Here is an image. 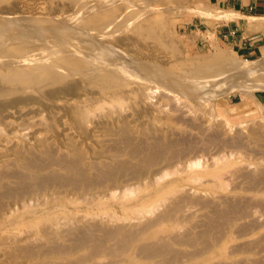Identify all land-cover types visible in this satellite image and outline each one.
Segmentation results:
<instances>
[{"label":"bare ground","instance_id":"1","mask_svg":"<svg viewBox=\"0 0 264 264\" xmlns=\"http://www.w3.org/2000/svg\"><path fill=\"white\" fill-rule=\"evenodd\" d=\"M157 1L71 0L60 3V11L67 14L66 19L69 16L71 23L64 18V23L59 19L61 23L46 26L41 18L25 27L28 23L23 21L24 16L17 15L0 24V133L5 128L16 131V120L21 127L36 126L43 133L51 130L54 141L43 139L38 148L26 142L15 146V158L0 167V210L30 192L118 189L125 197L147 178H152L153 184L161 183L172 173L171 164L193 150L195 141L164 131L150 121L137 128V119L132 120L129 110V114L124 113L129 101H145L156 93L155 87L174 93L177 86L181 97L196 103L242 90V107L248 108L254 102L264 108L254 93L264 90V49L261 58L249 60L236 51L217 47L212 54L195 56L185 65L166 64L151 51V55L142 54L141 47L132 40L164 23L165 16L155 13L153 5ZM17 3L0 0V16L18 13ZM194 10L198 14L207 12ZM241 16L232 9L219 13L221 20ZM261 17H251L250 27L264 29ZM127 30L134 33H124ZM138 106L134 117L150 116L149 108ZM260 116L264 119V111ZM209 136L217 143L223 135L214 132ZM241 141L237 137L235 144ZM225 144L229 146L230 142ZM186 163L192 169L201 166L200 159ZM220 174L216 168L195 172L193 178H221ZM243 176L251 180L254 192L264 185V171ZM157 194H161L160 189ZM155 201L141 199L136 212L108 217L116 223L75 218L67 230L48 231L44 242L10 250L7 264H97L96 259L104 257L110 259L103 264H179L183 257L199 259L205 254L207 259L195 264H264V234L233 248L229 254L242 255L238 258H213L220 242L234 236L246 237L264 226L255 217V213L264 216L262 200L240 195L209 199L181 194L160 213L150 207ZM188 201L201 204L206 213L184 228L186 220L181 216ZM173 219L179 224L167 225L166 221Z\"/></svg>","mask_w":264,"mask_h":264},{"label":"rangeland","instance_id":"2","mask_svg":"<svg viewBox=\"0 0 264 264\" xmlns=\"http://www.w3.org/2000/svg\"><path fill=\"white\" fill-rule=\"evenodd\" d=\"M118 1V3H124L127 0ZM165 1L160 0L153 5L156 14L165 16L164 23L158 27L146 29L143 34L133 37L132 42L141 47L142 54L151 55L154 52L153 55L160 57L162 60L159 59L162 62L165 63L166 61V64L171 63L173 65L174 63L177 65L191 63L195 56L210 55L217 47L231 52L236 51L238 56L249 60H257L263 56L264 29H253L250 27V22L251 17L254 16L257 18L262 16L263 19L264 13L251 10L249 6H246L251 0H239L245 5L240 12L242 16L230 20L235 19L239 23L240 35L244 34L257 39L256 44L260 46L261 52L254 56L243 55L242 49H239L238 45H234L231 39H226L217 32L223 21H230L221 20L219 17V13L221 14L226 9L216 7L210 0ZM17 2L15 8L19 12L14 15L11 14V16L3 14L2 17L5 16L6 19L0 16V20L3 19L0 24L8 22L17 15L24 16L22 17L23 21L26 24L28 23L25 27H31L36 19L41 18L44 19L45 24L47 23L46 26H52L56 22L58 24L64 23L63 21L66 20L67 23H71L68 22L69 16L66 19L67 14L60 11V3H70L71 0H17ZM3 3L6 4L5 1ZM195 8L206 9L207 12L203 11L202 14H198L199 11L194 10ZM64 18L66 20H62ZM59 19L62 21L60 22ZM261 22L264 23V19ZM73 24L75 25V23ZM124 33L132 35L134 32L133 30H127ZM118 50L126 51L127 49L124 50L118 47ZM170 84L173 85V83ZM187 85L184 84V86ZM157 88L154 89L156 93L145 98V101L139 102L138 98L135 101L134 98L129 101V104H127L129 107H127V110L125 109L124 113L129 114L130 111L132 120H138L135 121L137 128L150 121L152 124H157L164 131H174L189 140L193 139L195 141L193 150H188L182 160L171 164L169 168L172 169V173L161 183L153 184L151 182L152 178H147L144 183H139L133 187L134 191L129 196L121 197L118 189L87 193H69L70 191L50 189L18 196L0 210V264H7L10 261V250L16 246L44 242L48 237V231L67 230L73 226L75 218L85 220L95 218V220H101L107 224L116 223L115 221H109L108 217L112 214L120 215L126 212L129 214L136 212L141 207L138 204L141 199L153 201V198H155V203L150 207L156 213H160L168 203L181 194L209 199L214 196L231 198L240 195L264 202V185L259 188L260 191L254 192L252 188L250 189L253 186L251 180L243 176L245 173L264 171V119L260 118L264 108L262 109L260 105L254 102H251L248 108L242 107L241 103L244 98L242 90L230 91L226 94L223 93L224 95L214 96L215 98L218 97L216 99L212 97L213 100L210 98L196 103L192 98H185L186 96L183 95L181 97V91H178L177 86L173 89L174 93L179 92L177 96L162 86ZM175 89L177 92H175ZM254 93L257 98V96L264 93V90H256ZM138 105L149 108L151 110L150 116L139 117L138 114H135L138 117H134V108L139 107ZM154 118H159L161 121L157 122ZM16 122L15 120L13 126H17L16 131L5 128L0 133L5 138V141L0 142V167L15 158L13 151L16 148L15 146L21 142H26L37 148L41 146L40 142L43 139L54 143L51 130L43 133L36 126L21 127ZM252 131H256V133L251 135ZM214 132L222 133V141L215 143L210 140L209 135ZM70 133L75 134L74 131ZM236 134L237 137L242 139L240 145L235 144ZM224 141L225 143L230 142V145L227 146ZM243 143L245 144L243 145ZM236 145L237 147H235ZM58 153L60 154V152ZM194 159H200L201 166L192 169L187 166L186 162ZM176 167L179 168L175 169ZM216 168L220 170L221 178L208 175L193 178L195 172L211 171ZM162 184H166L165 188H162ZM212 188H216L213 191L214 193L210 191ZM155 189L157 190L155 191ZM159 189L161 194L156 195ZM68 196L71 197L70 200L67 199ZM132 201H136L135 204H124ZM154 205L157 206L154 207ZM205 213L206 208L201 204L191 201L186 202L184 214L181 216L182 219L186 220V225L182 227L187 228L196 223V219H199ZM259 215V213H255V217L259 218V223L264 222V216ZM147 216L149 217L150 213ZM248 220L250 219L241 222L244 223ZM132 221L136 222L138 220L133 219ZM55 222L59 224L57 225ZM172 222L179 224L177 219L166 221L167 225ZM184 228H181V230H184ZM263 234L264 226H260L259 229L246 237L238 238L234 236L225 239L216 247L213 254L214 260H232L242 256L230 255L229 253L233 248ZM109 259L110 257L96 259V263L103 264ZM205 259H207V254H205V258L201 257L199 259L187 256L181 258L179 264H195Z\"/></svg>","mask_w":264,"mask_h":264},{"label":"crops","instance_id":"3","mask_svg":"<svg viewBox=\"0 0 264 264\" xmlns=\"http://www.w3.org/2000/svg\"><path fill=\"white\" fill-rule=\"evenodd\" d=\"M216 7L224 9H234L239 12L244 8V3L239 0H210ZM251 10H256L259 13H264V0H251L246 4ZM217 29V32L226 39H231L234 45H238L242 49V54L245 56H254L261 52L260 46L256 44L257 39L239 33L240 25L234 20L223 21V24ZM257 99L264 104V93L257 96Z\"/></svg>","mask_w":264,"mask_h":264}]
</instances>
